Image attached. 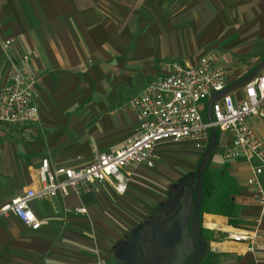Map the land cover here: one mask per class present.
Masks as SVG:
<instances>
[{"label":"crops","instance_id":"0c3cea01","mask_svg":"<svg viewBox=\"0 0 264 264\" xmlns=\"http://www.w3.org/2000/svg\"><path fill=\"white\" fill-rule=\"evenodd\" d=\"M6 39L12 45L0 46V92L9 60L28 55L39 118L0 125V206L37 187L43 158L52 168L76 167L94 152L120 150L135 125L131 100L164 74L167 61L195 64L215 52L226 87L243 96V82L264 70V0H0V45ZM203 105L206 119L209 99ZM251 121L264 139V122ZM220 133L225 159L231 137ZM188 149L206 152L189 143L158 146L155 167L125 171L122 196L103 182L80 196L32 202L43 222L37 231L1 217L0 264H264V236L253 253L232 240L264 235V213L246 191L258 160H215L210 171L222 172L225 190L215 209L195 212L165 184L173 180L164 173H182L179 150ZM258 179L264 186V171Z\"/></svg>","mask_w":264,"mask_h":264},{"label":"built area","instance_id":"2783aa9c","mask_svg":"<svg viewBox=\"0 0 264 264\" xmlns=\"http://www.w3.org/2000/svg\"><path fill=\"white\" fill-rule=\"evenodd\" d=\"M12 39L1 42L7 52ZM217 53L201 55L195 64L170 60L163 75L155 76L130 102L135 125L132 136L122 148L112 153L94 152L88 164L52 168L48 158L38 168V185L0 206L3 216L16 217L23 226L37 231L43 222L30 204L53 200L71 194L80 196L90 184L111 182L115 192L126 193L129 174L141 166L153 168L160 145L189 143L196 151L205 152L209 132L218 130L231 137L225 159L255 158L259 166L252 168L246 191L264 213V186L258 175L264 171V139L259 138L252 119L264 122V70L243 82V96L230 93L226 87L225 69L217 63ZM36 71L28 55L17 61L10 59L5 85L0 92V125L26 126L36 122L39 110L34 100ZM209 99L206 119L203 103ZM264 235L255 230L232 236L234 242L245 243L247 252L259 248Z\"/></svg>","mask_w":264,"mask_h":264},{"label":"rangeland","instance_id":"374dc122","mask_svg":"<svg viewBox=\"0 0 264 264\" xmlns=\"http://www.w3.org/2000/svg\"><path fill=\"white\" fill-rule=\"evenodd\" d=\"M220 136V132L215 131L213 133L211 138L213 141L209 145L210 149L208 152L206 150L207 153L205 152V154L197 155L193 152V149L179 150L180 154L183 155L182 158H178L182 163V167H180V171H182V173H164L166 178H168L167 176H169L170 179H168L173 180V183H171V181L166 180L165 184L173 188L176 187L175 190L179 193L177 198L185 200L186 203H188L189 207L193 205L194 208H196L197 206L198 212H200L201 209H204L205 211L215 209L216 204L214 201L216 200V197L223 193L225 190L220 180L222 172L214 173L210 171L212 170V166L215 165V160L220 164V166H224L233 162V159L226 160L222 158V156H219L220 153H222L223 151L221 148L222 145L219 142ZM206 154H208V156L206 159V164L201 171V192L199 191L200 193L198 196V168L201 162L205 159ZM206 191L209 194L207 196V199H204Z\"/></svg>","mask_w":264,"mask_h":264},{"label":"water","instance_id":"95a60500","mask_svg":"<svg viewBox=\"0 0 264 264\" xmlns=\"http://www.w3.org/2000/svg\"><path fill=\"white\" fill-rule=\"evenodd\" d=\"M209 149L210 148H208L207 149V152L209 151ZM206 152V153H207ZM207 156H208V154H206V156H205V159L201 162V164H200V166H199V168H198V190H197V194H198V196H199V193L201 192L200 190H201V186H200V175H201V171H202V169L204 168V166H205V164H206V159H207ZM200 191V192H199ZM195 212H198V210H197V206H196V208H195Z\"/></svg>","mask_w":264,"mask_h":264}]
</instances>
